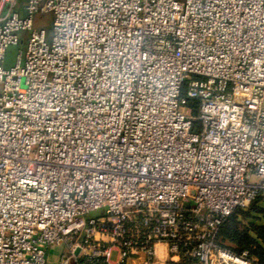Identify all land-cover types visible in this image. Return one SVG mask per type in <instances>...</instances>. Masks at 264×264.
Listing matches in <instances>:
<instances>
[{
	"label": "built area",
	"instance_id": "2783aa9c",
	"mask_svg": "<svg viewBox=\"0 0 264 264\" xmlns=\"http://www.w3.org/2000/svg\"><path fill=\"white\" fill-rule=\"evenodd\" d=\"M263 191L264 0H0V264H264Z\"/></svg>",
	"mask_w": 264,
	"mask_h": 264
},
{
	"label": "rangeland",
	"instance_id": "374dc122",
	"mask_svg": "<svg viewBox=\"0 0 264 264\" xmlns=\"http://www.w3.org/2000/svg\"><path fill=\"white\" fill-rule=\"evenodd\" d=\"M26 2H23V5H25ZM53 21H54V17L51 14L48 15H37L36 16V22H35V28L37 29H45L48 32V40H50V38L52 37V33H53ZM26 35L22 34V38H25ZM26 49V45L24 40L22 41V43L20 44V46L12 48L11 50L8 51L7 57H6V63H5V67L9 68L14 64V60H15V56L20 53L21 51H24ZM22 89L26 88L25 85V81H22L21 84ZM258 208H256V206H252L250 208V210H245V212H251L250 215H241L239 214L238 216V222H237V226H238V230L240 233H245L249 230L252 231V225L251 223L255 224L256 227H264V191L261 193V198L260 201L258 203ZM255 209V210H253ZM104 215V210H100L98 212H94L91 213L88 218L90 217H99ZM251 216V217H250ZM251 236L258 241V244L261 246L262 248V252L264 250V240L260 239L259 236L255 235L254 233H251ZM222 243L225 247L233 250V251H237L239 248V245L237 243H231L227 240H222ZM252 248V247H250ZM259 248V247H258ZM256 250L259 249H255L254 248V255L256 257ZM257 258V257H256Z\"/></svg>",
	"mask_w": 264,
	"mask_h": 264
},
{
	"label": "trees",
	"instance_id": "16d2710c",
	"mask_svg": "<svg viewBox=\"0 0 264 264\" xmlns=\"http://www.w3.org/2000/svg\"><path fill=\"white\" fill-rule=\"evenodd\" d=\"M195 103H191L190 106L194 107ZM196 113V112H194ZM261 195L251 204V206L246 209V210H250V208L252 206H256L255 209H257L258 207V203L260 201ZM253 209V210H255ZM252 211L250 212H245V210H239L237 212H235L231 217H229L226 221V223L224 224V226L221 229V241L222 240H227L231 243H237L239 245V248L237 251V253H242L245 251H248L251 257H254L261 261L262 263H264V250L262 252V248L261 246L258 244V241L255 240L252 236L251 233H254L255 235L259 236L260 239L264 240V227H256L255 224L251 223L252 225V231L249 230L245 233H240L238 230V226H237V222L238 220V216L239 214L241 215H250ZM250 213V214H249ZM251 217V216H250ZM252 247V248H250ZM259 247V248H258ZM254 248L259 249L256 250V257L254 255Z\"/></svg>",
	"mask_w": 264,
	"mask_h": 264
},
{
	"label": "crops",
	"instance_id": "0c3cea01",
	"mask_svg": "<svg viewBox=\"0 0 264 264\" xmlns=\"http://www.w3.org/2000/svg\"><path fill=\"white\" fill-rule=\"evenodd\" d=\"M65 254H67V251L64 245H55L51 247L47 252L48 264H64L62 258Z\"/></svg>",
	"mask_w": 264,
	"mask_h": 264
}]
</instances>
